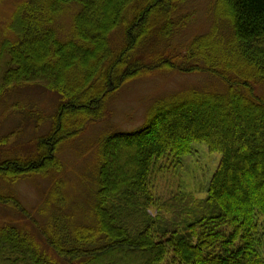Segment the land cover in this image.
<instances>
[{
    "label": "trees",
    "instance_id": "1",
    "mask_svg": "<svg viewBox=\"0 0 264 264\" xmlns=\"http://www.w3.org/2000/svg\"><path fill=\"white\" fill-rule=\"evenodd\" d=\"M190 1L36 0L13 16L17 39L0 48V92L41 83L63 102L37 156L0 162L7 187L63 171L62 146L103 120L107 101L136 80L176 72L217 87L159 100L142 127L101 140L91 224L58 212L67 203L53 192L56 213L39 235L66 264H264V0H218L209 32L173 46L191 21ZM71 6L79 8L72 35L61 41L56 20ZM196 143L222 156L206 197L158 196L159 162L177 163ZM7 194L0 190V204L28 215ZM0 264L60 263L31 230L6 223Z\"/></svg>",
    "mask_w": 264,
    "mask_h": 264
},
{
    "label": "rangeland",
    "instance_id": "2",
    "mask_svg": "<svg viewBox=\"0 0 264 264\" xmlns=\"http://www.w3.org/2000/svg\"><path fill=\"white\" fill-rule=\"evenodd\" d=\"M34 1L0 0V48L4 42H15L17 39L10 30L16 10ZM77 9L71 6L57 18L55 25L61 41L72 35V22ZM184 13L191 16V21L180 29L173 46L187 47L195 37L209 32L218 14V0H191ZM115 39V44H118L117 36ZM176 53L181 51L176 50ZM94 59L91 67L99 58ZM194 90L215 91L217 87L211 78L204 75L176 72L142 78L124 87L107 101L103 120L90 126L80 138L62 146L60 158L64 163L63 171L51 177L22 179L11 187L0 183L1 192L14 193L28 212V215H21L13 205L0 204V225L11 223L31 230L44 250L60 264H66L59 260L39 235V229L46 227L51 215L56 213L54 206L49 205L53 192L57 191V199L67 203L58 212L73 216L80 224H91L98 189L101 140L116 132L131 133L139 129L146 123L159 100H169ZM1 92L0 162L7 159H32L38 155L39 140L51 133L63 98L41 83H23ZM221 158V154L210 152L205 143L194 144L192 152L178 159L177 163L172 158H163L154 178V192L164 199L180 191L204 199ZM57 181H62L59 190H56ZM156 211L153 209L150 214L155 215Z\"/></svg>",
    "mask_w": 264,
    "mask_h": 264
}]
</instances>
